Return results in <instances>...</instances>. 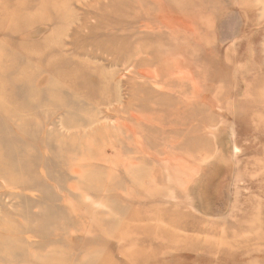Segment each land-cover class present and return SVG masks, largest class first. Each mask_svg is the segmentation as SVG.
Masks as SVG:
<instances>
[{"label":"rangeland","instance_id":"1","mask_svg":"<svg viewBox=\"0 0 264 264\" xmlns=\"http://www.w3.org/2000/svg\"><path fill=\"white\" fill-rule=\"evenodd\" d=\"M0 264H264V0H0Z\"/></svg>","mask_w":264,"mask_h":264},{"label":"bare ground","instance_id":"2","mask_svg":"<svg viewBox=\"0 0 264 264\" xmlns=\"http://www.w3.org/2000/svg\"><path fill=\"white\" fill-rule=\"evenodd\" d=\"M113 7H114V6H113ZM116 8H117V7H116ZM250 244H252V246H253L254 243H250ZM252 246L250 245V247H252Z\"/></svg>","mask_w":264,"mask_h":264}]
</instances>
